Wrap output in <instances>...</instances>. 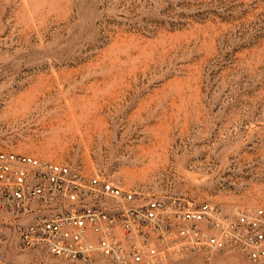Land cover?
Segmentation results:
<instances>
[{"label": "rangeland", "instance_id": "obj_1", "mask_svg": "<svg viewBox=\"0 0 264 264\" xmlns=\"http://www.w3.org/2000/svg\"><path fill=\"white\" fill-rule=\"evenodd\" d=\"M0 153L98 174L139 206L264 208V0H0ZM15 225L0 214L10 258L32 263ZM213 264L264 262L228 247Z\"/></svg>", "mask_w": 264, "mask_h": 264}, {"label": "built area", "instance_id": "obj_2", "mask_svg": "<svg viewBox=\"0 0 264 264\" xmlns=\"http://www.w3.org/2000/svg\"><path fill=\"white\" fill-rule=\"evenodd\" d=\"M0 214L16 223L17 250L37 256L29 264H163L185 254L213 264L228 247L264 262V208L227 213L181 198L139 206L137 191L25 155L0 153ZM10 236L0 228V264H22L9 256Z\"/></svg>", "mask_w": 264, "mask_h": 264}]
</instances>
